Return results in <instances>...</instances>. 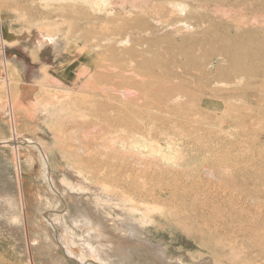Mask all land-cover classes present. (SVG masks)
Returning a JSON list of instances; mask_svg holds the SVG:
<instances>
[{"label":"rangeland","instance_id":"374dc122","mask_svg":"<svg viewBox=\"0 0 264 264\" xmlns=\"http://www.w3.org/2000/svg\"><path fill=\"white\" fill-rule=\"evenodd\" d=\"M67 1L0 0V141L13 143L0 145V222L28 239L65 222L75 250L89 235L73 218L92 220L125 239L128 256L102 253L105 264H264V0H88V22ZM39 32L68 50L39 46ZM246 35V54L220 55ZM235 65L258 75L228 74ZM27 234L0 228V264H50Z\"/></svg>","mask_w":264,"mask_h":264},{"label":"bare ground","instance_id":"6f19581e","mask_svg":"<svg viewBox=\"0 0 264 264\" xmlns=\"http://www.w3.org/2000/svg\"><path fill=\"white\" fill-rule=\"evenodd\" d=\"M63 1H67V0H63ZM69 1H75V0H69ZM68 2V1H67ZM77 2V0H76ZM88 2V0H80L79 1V5H76V4H70V8L73 9V11H75V13H72L73 14V18L77 19L80 15H81V10H82V18L80 19H84L85 21H92L94 20V18H92L86 11V8H84V6L86 5V3ZM119 2V1H118ZM133 4L135 5H140V3L137 1V0H132ZM142 3V2H141ZM128 4V3H127ZM127 4H123L124 6H126ZM177 5V4H176ZM72 6V7H71ZM186 7V6H185ZM69 8V7H68ZM68 8H66L68 10ZM131 8H139L138 6H131L129 9L131 10ZM182 8V7H181ZM181 8H180V11H181ZM175 9V8H174ZM178 9V8H177ZM186 10V9H185ZM70 11V9H69ZM79 11V12H78ZM72 18V19H73ZM143 18L140 19V18H134V19H131L129 21V26H135V27H139V26H142V23H143ZM74 21V20H73ZM78 21V19H77ZM145 22V21H144ZM187 24V23H186ZM60 25H62L60 23ZM181 25V24H180ZM179 26V25H178ZM184 26V25H183ZM225 26V25H224ZM56 27V26H55ZM61 27V26H60ZM70 28H72V22H71V25H70ZM127 26H124L123 28H121V26H118L117 28H115V31L116 33L118 34H121L124 29H126ZM191 28V27H190ZM225 28V27H224ZM237 28V27H236ZM58 29V28H57ZM53 30V29H52ZM193 30V29H192ZM43 31V30H42ZM87 33H90V32H87ZM59 35V34H58ZM57 35V37H59ZM50 38V41L52 42V45H53V49H55L56 47H62L63 51H67L68 49H66L67 47V42L65 41V39H58L57 40V37H54L56 36L55 34L53 36H50L49 34H44V32L38 34L37 36V40H39V46L42 45V44H45L47 42V37ZM61 36V35H60ZM241 34H231L228 36V34H226L224 36V38L222 39L220 36H219V40L222 42V43H231L233 39H240L241 38ZM48 38V39H49ZM120 38V37H119ZM245 38H247V35L242 37V40H244ZM54 39V40H53ZM129 41V40H128ZM249 39H247V41L244 40L241 41L243 46L240 48V49H236V50H232V52L230 53H221L220 52V55L222 57H232L234 56L235 54L236 55H239V54H246L247 50L249 49V44L248 43ZM38 43V42H37ZM113 44H116V45H120V46H123L127 43L126 40H116L115 38L113 39ZM129 43V42H128ZM47 44V43H46ZM49 45V44H48ZM130 45V44H129ZM128 45V46H129ZM139 45V44H138ZM137 45V46H138ZM140 49V48H139ZM123 50V49H122ZM3 51V50H2ZM121 51V49H120ZM119 51H116V50H110V54L111 56L115 59H120V55L118 54ZM30 54V53H29ZM6 57V56H4ZM217 58V57H215ZM8 59V58H6ZM24 59V58H23ZM16 60V59H15ZM85 60L87 63H91V62H95L96 61V56L95 55H89L87 54L85 56ZM212 61V60H211ZM4 62V61H3ZM218 62V61H217ZM22 63L23 65H25L23 62H20ZM132 64V63H131ZM211 65V64H210ZM237 65H235L233 67V69L228 72V74H234V75H242L244 73L248 75H251V76H256L258 75V72L256 69H250V68H241V67H236ZM26 67V65H25ZM257 67V66H255ZM26 69V68H25ZM182 71V70H181ZM131 74V73H130ZM137 75V74H136ZM40 76V75H39ZM208 76V75H207ZM140 78V77H139ZM105 90L107 88H104ZM140 90V91H138ZM144 90V87H137L135 86L134 89H130V90H126L128 91L129 94H131L130 98L133 97L132 101L135 102V103H142V101L144 100L143 98L145 97L146 93L144 94V92L142 91ZM165 90V89H164ZM168 90V91H167ZM151 91L152 93H156V94H159V88L157 87V84H154V86H152V88L149 90ZM166 91L167 93H173L174 92V87H169V88H166ZM105 92V91H104ZM117 92V90H116ZM128 94V95H129ZM121 95V94H120ZM123 95V94H122ZM127 95V96H128ZM125 96V95H124ZM123 97V96H122ZM95 99V98H94ZM112 101H116L118 102V99L116 98H111ZM83 101V100H82ZM131 102L127 105V106H131ZM126 106V105H125ZM140 106V105H139ZM108 109H111L114 113V116H113V119H109L108 115L106 114V118L111 121V122H115V124L117 123V125H119L120 123V119L125 116V111H123V108H121L120 106L115 108L113 106V104L109 103L107 105ZM140 108V111H142V106L139 107ZM115 109V111L113 110ZM137 109V108H136ZM110 116V115H109ZM111 117V116H110ZM130 118L129 117V121H130ZM131 122V121H130ZM122 123V122H121ZM14 141V140H13ZM12 141V142H13ZM13 143H11L12 145ZM29 144V143H28ZM0 145H10V142L8 141H0ZM10 145V146H11ZM33 147V146H32ZM35 149V148H34ZM41 153V151H40ZM115 154V153H114ZM93 173H99L98 171H94ZM80 174V173H79ZM212 174V173H211ZM228 174V173H227ZM101 176V174H100ZM55 186V185H54ZM58 189V188H57ZM102 189V188H101ZM103 190V189H102ZM144 191V190H143ZM144 193V192H143ZM142 193V194H143ZM209 193V192H208ZM111 194V193H110ZM211 194V193H210ZM113 195V194H112ZM212 195V194H211ZM214 195L215 196H218L219 195V192L216 193L214 192ZM59 197V196H58ZM13 198V197H12ZM109 198V197H108ZM63 199V197H62ZM110 199V198H109ZM58 200V199H57ZM13 201V200H12ZM15 202L17 201V199L14 200ZM65 201V200H64ZM61 202L60 198L58 200V203H61V207L63 206H66V203L65 202ZM91 201H93V199H91ZM85 202V201H84ZM13 203V202H11ZM55 203V202H54ZM89 203V202H88ZM87 204V203H86ZM1 205V204H0ZM59 205V204H58ZM90 205V204H89ZM97 207L99 208L98 206V203H96ZM77 208V207H76ZM93 208V207H92ZM0 209H4V207L0 206ZM130 210V209H129ZM128 210V211H129ZM79 211V210H78ZM85 211V210H84ZM93 211V210H91ZM132 211V210H131ZM90 214H92L91 212H89ZM95 213V212H94ZM81 214V213H80ZM97 214V213H96ZM52 217V215H50ZM90 216V215H89ZM98 217V216H97ZM126 217V216H125ZM50 218V217H49ZM48 218V219H49ZM81 216H77V217H74L73 218V224L74 226H78L81 230H83L84 232H88V239H80V241L78 242V245H77V249L75 248V250H73L72 247L73 244L76 242H73V238L71 237L72 236V233L70 231V228L66 225V223H61V224H53L51 222V225H50V230L48 231V229H45L44 232H40L38 230V232H34L32 233L33 235L28 239L29 235L27 234L28 231H26L25 227L24 226H21L20 222H18L17 220L15 221H10V222H0V228H2V230H4L8 235L10 236H15L16 233L18 234H21V236L19 237V240L22 241V236L26 235L27 234V239L30 240L31 239V244H32V248L33 250H36V252H39L41 250H45V253H47L48 256H50L51 258V261H50V264H101L100 262H103L104 263V260L102 259V253H108V254H122V255H127L126 254V250L123 249L120 244L125 240H122V237H113L112 235H107V227L106 226H101L99 224H97L96 222L94 223V221L92 220H86L85 222H82L80 220ZM51 219V218H50ZM128 220V219H127ZM84 221V220H83ZM48 223V221H47ZM45 227L47 225H44ZM25 229V234L23 235L22 233H24L22 231V229ZM48 228V227H46ZM41 229V230H43ZM142 230V229H141ZM114 231L115 232H119L121 231H125L126 235L129 236V238L132 237V239H134L135 243L138 244V246L140 247H144L143 245V242H140L138 239H135V236L136 234H134V228L132 226H130V224H125L123 222H120L119 226H116L114 228ZM124 233V232H123ZM121 235V234H120ZM131 236V237H130ZM75 239V238H74ZM117 239V240H116ZM103 240V241H102ZM127 241L131 242L130 239H126ZM141 240V239H140ZM29 242V241H28ZM104 242L108 243V246L105 248H103V244ZM24 251V249H22ZM28 248L26 249V253L27 252ZM40 253V252H39ZM30 254V252H29ZM42 254L43 251H42ZM45 256V255H44ZM46 257V256H45ZM180 263V262H179ZM105 264V263H104Z\"/></svg>","mask_w":264,"mask_h":264},{"label":"crops","instance_id":"0c3cea01","mask_svg":"<svg viewBox=\"0 0 264 264\" xmlns=\"http://www.w3.org/2000/svg\"><path fill=\"white\" fill-rule=\"evenodd\" d=\"M137 1H138V0H137ZM127 3H128L127 5H130V7H131V6H138L139 8L142 7L141 4H140V5H135V4H133L132 0H131L130 2L128 1ZM127 5H126V6H127Z\"/></svg>","mask_w":264,"mask_h":264}]
</instances>
